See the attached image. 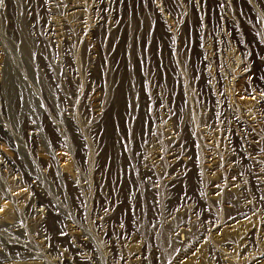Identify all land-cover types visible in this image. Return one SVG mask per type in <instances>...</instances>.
<instances>
[{"label": "rangeland", "instance_id": "obj_1", "mask_svg": "<svg viewBox=\"0 0 264 264\" xmlns=\"http://www.w3.org/2000/svg\"><path fill=\"white\" fill-rule=\"evenodd\" d=\"M0 264H264V0H2Z\"/></svg>", "mask_w": 264, "mask_h": 264}, {"label": "bare ground", "instance_id": "obj_2", "mask_svg": "<svg viewBox=\"0 0 264 264\" xmlns=\"http://www.w3.org/2000/svg\"><path fill=\"white\" fill-rule=\"evenodd\" d=\"M28 44H30V42L27 41L25 38H23L22 44L19 47V52L21 55L28 56L30 54V47L28 46ZM5 85L9 89V92H12L13 88L20 89V84L18 79L15 77V74L10 70L7 71V78Z\"/></svg>", "mask_w": 264, "mask_h": 264}, {"label": "snow or ice", "instance_id": "obj_3", "mask_svg": "<svg viewBox=\"0 0 264 264\" xmlns=\"http://www.w3.org/2000/svg\"><path fill=\"white\" fill-rule=\"evenodd\" d=\"M0 2H2V0H0Z\"/></svg>", "mask_w": 264, "mask_h": 264}]
</instances>
